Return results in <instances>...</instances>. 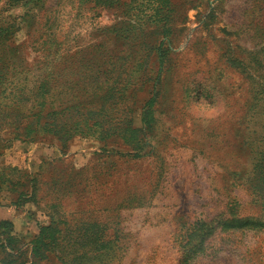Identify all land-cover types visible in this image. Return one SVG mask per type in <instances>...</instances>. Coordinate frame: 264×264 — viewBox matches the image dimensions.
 Here are the masks:
<instances>
[{
    "label": "rangeland",
    "instance_id": "374dc122",
    "mask_svg": "<svg viewBox=\"0 0 264 264\" xmlns=\"http://www.w3.org/2000/svg\"><path fill=\"white\" fill-rule=\"evenodd\" d=\"M130 1L0 0V66L29 86L70 50L90 96L75 135L28 136L48 145L32 168L0 124V177L61 228L39 264H264V0H172L160 61Z\"/></svg>",
    "mask_w": 264,
    "mask_h": 264
},
{
    "label": "trees",
    "instance_id": "16d2710c",
    "mask_svg": "<svg viewBox=\"0 0 264 264\" xmlns=\"http://www.w3.org/2000/svg\"><path fill=\"white\" fill-rule=\"evenodd\" d=\"M172 3V0H131L129 3L124 2L128 6V9H126L128 17L126 16L125 31L128 34L135 33L138 35L137 31L142 29L146 35V47L151 50L149 53L157 55L159 61L161 57L168 53L170 47L167 40L171 30ZM118 14L120 15V11ZM145 24L148 25L147 29L144 26ZM161 27L164 29L160 30ZM59 54L62 58L59 62H57L56 55L54 57H51V54L48 55L49 61L46 63V70L42 75L32 77L34 82L29 86L20 81L23 78H29L30 74L28 73L30 71L13 68L11 60L0 66V124L19 121L16 122V126L10 127L13 135L12 140L32 141L28 136L32 137L34 133L37 134L41 128H45L54 136L75 135L76 130L69 120L76 112L82 114L84 105L90 101L88 100L90 96L85 94V85L87 84L79 85L76 83L79 86L77 87L72 83L74 69L71 65V51H60ZM44 55L47 56V54ZM93 56H90V59ZM102 65L106 66L102 70L103 72L115 68L113 65L111 69L106 63ZM94 66V64H89L88 56L83 57L80 67L88 69V73L80 71L82 73L81 78L85 81L87 76L91 78L92 74L95 73ZM98 66H101V64H98ZM161 67L162 64L160 63L157 71L161 70ZM1 69L3 70L1 71ZM96 72L100 73V70ZM59 79H64V81L57 83ZM59 92H63L68 97L63 106L57 103L55 97ZM68 100H70L69 103ZM26 106H28L27 111H24L23 108ZM12 142L3 146H9ZM24 194L29 195H20L18 202L20 205L33 200L32 192L30 193L27 190ZM53 222V219L50 218L48 224H43L33 240L31 251L32 256L35 258L42 260L49 257L44 248L55 245L54 241L57 240L58 232L61 230ZM11 227L12 223L9 219L0 218V254L4 255V261L9 264L15 258L14 251L22 248L19 245L20 241L12 235ZM8 248H10V251ZM25 251H29V249Z\"/></svg>",
    "mask_w": 264,
    "mask_h": 264
},
{
    "label": "crops",
    "instance_id": "0c3cea01",
    "mask_svg": "<svg viewBox=\"0 0 264 264\" xmlns=\"http://www.w3.org/2000/svg\"><path fill=\"white\" fill-rule=\"evenodd\" d=\"M19 142H22L21 145H17V143L13 145L12 143L6 148L10 147L9 150L13 153V157H18L27 168H32V162L37 156H40L42 150H48V145L38 142L27 140H19ZM25 145L27 150L19 148H24ZM21 186L18 189V186L0 177V218L11 221L12 235L20 241L19 245L22 247L14 251L15 258L10 264H39L40 259L32 256L31 245L39 233L41 226L45 224L43 219L47 216H44L41 211L27 208V202L21 205L18 203L20 195H27L24 192L27 190L31 191L32 189H30L29 185ZM26 249H29V251H25ZM8 250L10 251V248ZM3 256V254H0V264H9L4 261Z\"/></svg>",
    "mask_w": 264,
    "mask_h": 264
}]
</instances>
